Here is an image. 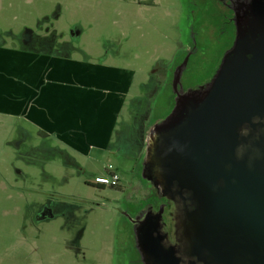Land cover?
Here are the masks:
<instances>
[{
	"label": "rangeland",
	"instance_id": "1",
	"mask_svg": "<svg viewBox=\"0 0 264 264\" xmlns=\"http://www.w3.org/2000/svg\"><path fill=\"white\" fill-rule=\"evenodd\" d=\"M185 26L181 0H0L7 46L22 47L31 30L33 49L108 59L137 74L113 153L65 157L55 139L0 117V264H142L131 218L146 205L142 190L153 188L143 173L147 140L175 109L174 89L161 77L185 42ZM110 172L122 188L90 184ZM47 200L74 214L37 223ZM82 230L77 250L70 242Z\"/></svg>",
	"mask_w": 264,
	"mask_h": 264
},
{
	"label": "water",
	"instance_id": "2",
	"mask_svg": "<svg viewBox=\"0 0 264 264\" xmlns=\"http://www.w3.org/2000/svg\"><path fill=\"white\" fill-rule=\"evenodd\" d=\"M262 120L264 0H252L208 87L179 96L147 140L144 177L168 201L188 197L184 233L205 264H264ZM154 232L138 235L149 264H177Z\"/></svg>",
	"mask_w": 264,
	"mask_h": 264
},
{
	"label": "crops",
	"instance_id": "3",
	"mask_svg": "<svg viewBox=\"0 0 264 264\" xmlns=\"http://www.w3.org/2000/svg\"><path fill=\"white\" fill-rule=\"evenodd\" d=\"M136 78L134 70L108 59H79L30 47H10L1 41L0 117L21 119L38 129L42 137L55 139L64 146L65 157L68 152L84 159L95 158L98 152L113 153ZM115 188H122L120 179ZM47 203H54L57 210L40 215ZM68 211L60 214L58 202L47 200L39 207L36 221L48 222L74 213ZM83 231L70 242L74 249H79Z\"/></svg>",
	"mask_w": 264,
	"mask_h": 264
},
{
	"label": "flooded vegetation",
	"instance_id": "4",
	"mask_svg": "<svg viewBox=\"0 0 264 264\" xmlns=\"http://www.w3.org/2000/svg\"><path fill=\"white\" fill-rule=\"evenodd\" d=\"M251 2L252 0H181L182 16L185 17L186 25L185 42L181 44L167 68L163 69L161 77L164 88L170 87L171 91L174 89L176 94L175 99L173 98L174 107L179 96L189 95L208 87L216 76L224 56L233 48L239 18L246 14ZM34 38V32L27 30L23 36L22 47H29ZM43 41L44 38L41 37L37 43L42 44ZM197 80L201 83H196ZM262 123L264 125V120ZM253 132L264 133V127ZM90 184L100 186L94 182ZM142 192L146 205L138 211L139 214L136 213V217L131 218L137 258L140 262L149 264L138 235L147 227L154 232L157 226L153 238H158L164 254L173 256L177 264H205L197 257L191 256L184 233L186 214L191 209L188 197L187 200L168 201L154 187L147 186ZM54 205L47 203L41 207L40 215L45 210L55 212L57 209ZM72 214L74 213L71 212L69 215ZM69 215L63 214L67 218Z\"/></svg>",
	"mask_w": 264,
	"mask_h": 264
},
{
	"label": "built area",
	"instance_id": "5",
	"mask_svg": "<svg viewBox=\"0 0 264 264\" xmlns=\"http://www.w3.org/2000/svg\"><path fill=\"white\" fill-rule=\"evenodd\" d=\"M94 184L115 188L119 186V176L112 173L109 176L96 177L94 178Z\"/></svg>",
	"mask_w": 264,
	"mask_h": 264
}]
</instances>
